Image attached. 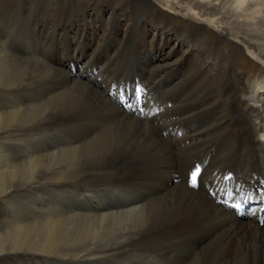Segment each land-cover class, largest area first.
Returning <instances> with one entry per match:
<instances>
[{
	"label": "bare ground",
	"instance_id": "1",
	"mask_svg": "<svg viewBox=\"0 0 264 264\" xmlns=\"http://www.w3.org/2000/svg\"><path fill=\"white\" fill-rule=\"evenodd\" d=\"M28 1L0 0V264H264V117L241 48L152 0ZM185 1L209 25L214 2L264 16V0Z\"/></svg>",
	"mask_w": 264,
	"mask_h": 264
},
{
	"label": "rangeland",
	"instance_id": "2",
	"mask_svg": "<svg viewBox=\"0 0 264 264\" xmlns=\"http://www.w3.org/2000/svg\"><path fill=\"white\" fill-rule=\"evenodd\" d=\"M36 1L37 0H29L28 1L29 6L34 4ZM38 1H40V0H38ZM152 1L154 2L155 6L158 9L162 10L163 12L168 14L173 19L176 26H185L188 23L187 21H193V22L199 24L200 26H202L201 24H203V23L208 24L207 22L203 21V19H199L196 15L187 12L186 8L188 6V4H187L188 2L185 0H169L174 5V9H175L174 11L165 9V7L163 8V5L160 3L161 0H152ZM225 4H226V2H224L222 5L220 2L219 3L218 2L217 3L216 2L211 3L210 8H216V10H222L223 15L219 14L217 16V18L221 19V20H219V22L223 21V23L222 24L221 23L220 24H213V23L210 24L213 26V30H208L207 36H209V37L207 39L209 41H214L216 36H217V34L214 32L224 33L227 35V44L224 46V48H226L228 51H231L236 46L241 48V50L243 51L241 53L242 57L237 58V62L239 63V67H237L236 72L243 74L246 77V84L245 85L247 86V89H248L247 90L248 94L246 93L247 94L246 95L247 103L250 106H254L255 108L259 109V111L262 112L263 117H264V28L260 25L261 22L264 23V16L263 15L260 16L256 21H254L255 23L252 20L245 22V18H242V19L238 18V17L241 18V15H243L242 12L241 13L240 12H237V13L234 12L235 13L234 17L232 16L233 12H231V8L228 9L231 3L228 4L226 10L225 9L223 10L222 7H224ZM231 16L233 18L230 20L229 18ZM193 17H196V18H193ZM17 22H18V25L26 23L25 13L22 12L20 14V16L17 18ZM230 28H233V29L236 28V30L239 33H241V36H243V37H245V35H247L248 37H246V39H248V41L250 40V38H254V39L250 40V43H251V45H253L255 47V49L249 48L250 45L247 44L248 41L245 38H242V37L236 38V36L231 32V30H229ZM20 29H17L16 31L17 32L22 31V29L21 30ZM257 34H259L261 36L263 35L262 36L263 38L262 39L256 38ZM173 41L174 40L171 41L168 48H166V49L161 48L160 50L155 51L154 53H151V57H154L153 62H155V64L158 63L157 59H155V56L157 54L158 55L162 54V56L165 57V54H167V52L169 51V47L173 46ZM250 51H252V52H250ZM99 57L100 58H98V60L95 62L93 69L99 70L101 65L104 64L105 57L104 56H102V57L99 56ZM166 59H169V58L167 57ZM170 60L171 59H169L168 61H170ZM218 60H220V58H218ZM160 63H163V62L160 61ZM253 64H256L257 67H259V68L256 69ZM225 65H227V64H225ZM58 66L59 67L64 66L66 69H70V71L75 74V73H77L79 67L81 66V62H78L77 59H68V60H63V62H61V63L58 62ZM142 80H144V79H142ZM116 83H118V82H116ZM122 83L125 84V82H122ZM93 84L98 85V83H96V82H93ZM58 133H61V132H58ZM57 135L62 137V134H57ZM51 137L53 138L52 142L57 141V138H56L57 136H55V137L51 136ZM82 198H72L69 200V202H67L66 198L60 197L59 198L60 201H58V202L61 204L60 206L62 208H64L65 210H67L68 212H70L72 214H86L87 213L86 202H87L88 198H86V197L83 199ZM70 206H72V207H70ZM6 260H8V259H6Z\"/></svg>",
	"mask_w": 264,
	"mask_h": 264
},
{
	"label": "snow or ice",
	"instance_id": "3",
	"mask_svg": "<svg viewBox=\"0 0 264 264\" xmlns=\"http://www.w3.org/2000/svg\"><path fill=\"white\" fill-rule=\"evenodd\" d=\"M139 92H140V89L139 87L135 90L134 92V97L138 100V97H139ZM125 93V89L124 88H120L119 90V95L123 96ZM129 106H131V104H129ZM201 175V169H200V165L197 164L194 166V169L191 171L190 173V185L192 187H197V184H198V180L197 178ZM235 208L239 209L240 208V205L239 204H235L234 205Z\"/></svg>",
	"mask_w": 264,
	"mask_h": 264
}]
</instances>
